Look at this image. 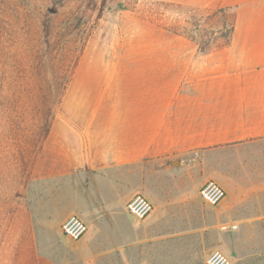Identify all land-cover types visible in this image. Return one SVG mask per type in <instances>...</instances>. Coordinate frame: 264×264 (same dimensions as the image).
Returning <instances> with one entry per match:
<instances>
[{
  "label": "rangeland",
  "instance_id": "obj_1",
  "mask_svg": "<svg viewBox=\"0 0 264 264\" xmlns=\"http://www.w3.org/2000/svg\"><path fill=\"white\" fill-rule=\"evenodd\" d=\"M229 24L148 0H0V264H206L215 250L264 264V198L244 192L233 215L231 198L202 205L211 168L155 192L163 207L142 221L122 214L132 167L118 168L117 192L104 186V162H119L117 98L148 94L157 68L142 52L219 45ZM71 216L88 220L80 242L62 234Z\"/></svg>",
  "mask_w": 264,
  "mask_h": 264
},
{
  "label": "crops",
  "instance_id": "obj_2",
  "mask_svg": "<svg viewBox=\"0 0 264 264\" xmlns=\"http://www.w3.org/2000/svg\"><path fill=\"white\" fill-rule=\"evenodd\" d=\"M148 1L199 17L227 15L232 25L219 45H173L142 52L149 56L142 61L157 68L149 72L148 94L117 98L113 156L119 162H104V186L117 192L118 168L132 167L135 184L122 214L133 220L127 204L134 196L143 195L153 212L160 210L163 196L155 192L173 190V185L179 191L177 180L200 165L212 172L199 188V201L205 205L199 192L213 180L224 188L226 199L234 200L228 208L233 215L244 192L251 199L264 198V0ZM132 112L133 128L127 123ZM145 170L163 175L168 184L153 177L142 180Z\"/></svg>",
  "mask_w": 264,
  "mask_h": 264
},
{
  "label": "built area",
  "instance_id": "obj_3",
  "mask_svg": "<svg viewBox=\"0 0 264 264\" xmlns=\"http://www.w3.org/2000/svg\"><path fill=\"white\" fill-rule=\"evenodd\" d=\"M200 200L209 207L219 206L227 196L224 188L213 180L207 181L200 189ZM154 210L152 203L143 195L137 194L127 204V213L137 220H145ZM224 230H237L238 225H222ZM89 232L88 225L79 217H69L62 226V234L72 240L79 241ZM206 264H232L230 259L221 251L211 252Z\"/></svg>",
  "mask_w": 264,
  "mask_h": 264
},
{
  "label": "trees",
  "instance_id": "obj_4",
  "mask_svg": "<svg viewBox=\"0 0 264 264\" xmlns=\"http://www.w3.org/2000/svg\"><path fill=\"white\" fill-rule=\"evenodd\" d=\"M0 80H1V77H0ZM9 85H4V87L8 88ZM0 88H1V85H0ZM6 96V95H5Z\"/></svg>",
  "mask_w": 264,
  "mask_h": 264
}]
</instances>
